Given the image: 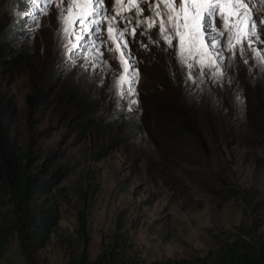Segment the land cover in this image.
<instances>
[{
	"label": "rangeland",
	"instance_id": "1",
	"mask_svg": "<svg viewBox=\"0 0 264 264\" xmlns=\"http://www.w3.org/2000/svg\"><path fill=\"white\" fill-rule=\"evenodd\" d=\"M2 2L0 37L9 36L15 60L0 73V91L14 102V137L29 149V168L45 166L48 172L56 168L64 172L49 191L58 220L35 251L34 264H67L82 255L91 262L109 249L125 263L194 259L215 252L236 236L248 241L264 237V70L246 42L247 64L238 51L234 57L224 51L231 58L224 62L228 75L222 85L202 78L209 86L207 103L213 106L212 124L202 131L207 152L203 154L194 139L172 140L154 130L137 134L139 122L128 111L134 110L129 102L141 92L162 100V72L168 62L178 67L177 75L189 71L177 62V49L159 36V18L148 35H140L138 28L135 37H126L133 69L140 75L138 82L130 84L133 69L124 73L120 90L134 87L136 95L121 99L115 86L121 66L105 47L101 51L109 69L68 65L57 35L55 5L32 31L33 20L23 15L31 8L28 0ZM257 3L259 8L254 10L264 16V3ZM106 5L111 10L113 0H106ZM73 7L76 13L69 21L83 17L91 6ZM141 7L145 15L151 14L147 3ZM160 7L179 24L187 21L180 28L182 41L173 32L172 43L182 47L185 55L191 52L188 63L195 64L198 75L196 61L206 58L207 48L199 34V17L185 9L198 11L206 6H181L179 13L171 11L172 6ZM234 8L245 12L240 5H217L215 22L224 26L222 11L230 22L232 43L239 49L247 15L238 20ZM123 14L135 15V6H125ZM227 35L217 37L221 44H227ZM102 36L113 44L107 31ZM191 88L194 91L195 84ZM238 91L244 98L241 105L235 101ZM27 97L33 101L30 112ZM7 239L0 264H25L16 236Z\"/></svg>",
	"mask_w": 264,
	"mask_h": 264
},
{
	"label": "trees",
	"instance_id": "2",
	"mask_svg": "<svg viewBox=\"0 0 264 264\" xmlns=\"http://www.w3.org/2000/svg\"><path fill=\"white\" fill-rule=\"evenodd\" d=\"M2 3L0 0V13ZM7 37H0V73L9 70L15 60ZM168 63L162 72V100L155 101L156 96L146 92L139 93L136 99L138 104L134 105L133 113L139 125L135 130L139 135L154 130L172 140L194 139L206 154V137L202 131L213 121L212 105L207 103L206 96L208 83L204 80L203 84H195L193 91L192 81L185 84V72L175 74L178 67ZM26 104L30 112L33 106L30 97L26 98ZM15 118L13 99L0 91V255L8 242L7 236H16L25 264H34L35 251L44 245L58 220V210L49 201V191L64 172L59 168L48 172L45 166L29 168V149L14 137ZM67 264L143 263H125L109 249L91 262L82 255ZM148 264H264V237L248 241L236 236L202 257L155 260Z\"/></svg>",
	"mask_w": 264,
	"mask_h": 264
},
{
	"label": "snow or ice",
	"instance_id": "3",
	"mask_svg": "<svg viewBox=\"0 0 264 264\" xmlns=\"http://www.w3.org/2000/svg\"><path fill=\"white\" fill-rule=\"evenodd\" d=\"M31 8L24 12L23 15L30 17L35 28L32 31L38 29L40 25V18L46 16L50 12V8L55 5L57 8V20L59 29L57 35L60 37V46L63 49L62 55L67 58L68 65L79 66L88 70L101 68L109 69L110 64L108 60L103 59L104 52L101 51V47H105L108 52L113 53V58L117 59L121 66V72L117 74L115 86L117 88V95L123 99L126 95H136L134 87L127 89L126 91L120 90V86L125 82L124 73H129V69H133L129 56V42L126 39L127 35L133 37L137 34V29L140 28V35H148L150 29L156 26V19H160L159 36L163 38L169 45L176 51L177 62L181 69L185 67L189 70L186 75L185 84L188 81H192L193 84L199 85L204 83V79H211L216 84L223 83V79L228 75L225 66V60L231 57H225L224 51L228 50L234 57L238 51L244 63H248V57L245 56V46L247 43L248 48L254 53V59L258 65L262 66L264 70V48L259 45H264V16H258V12L254 9L259 8L257 0H113L112 9L109 10L106 5V0H28ZM147 3V11L151 12L150 15H145L146 9L141 7L142 4ZM264 3V0H261ZM172 6L171 11L179 13L181 6L186 5H201L206 6L198 11H192L191 9H185L191 12L193 17H199V34L203 37L205 46L207 48L206 58L201 57L196 61V64L200 65V71L197 75L193 70L195 68L194 63H188V59L192 56L191 52L188 55L184 54L182 47L177 48L172 43L175 36H181L183 39L180 28L187 25H181L178 23V19L165 11L160 5ZM240 5L244 7L245 12L240 14L239 9L234 8L233 11L238 13L237 19H243L247 15L245 21L244 35L238 38L240 44L239 49L232 43V29L228 27L229 20L223 16L221 11V20L223 21V27L216 25V6L217 5ZM74 5H89L91 6L87 13L83 16H76L75 19L69 21V16L76 13ZM127 5L135 6V15H124V7ZM132 11L131 8L128 9ZM39 13V15H37ZM202 13V14H201ZM77 20L79 21L77 23ZM134 22V23H133ZM71 24V28L69 27ZM121 24L124 26L121 27ZM146 25V27H142ZM171 27V31L169 28ZM107 31L109 40L113 41V44H108L103 39L102 33ZM175 32V36L173 35ZM227 35V44H221L218 36ZM191 39L195 40L196 35L190 34ZM150 42L158 43V41L152 40L149 37ZM142 47L147 45L142 44ZM94 50V51H93ZM83 63H79L80 61ZM139 70L133 69L129 73L128 82L136 83L139 80ZM102 82V81H101ZM228 83H231V77H228ZM243 95L239 91L235 95V101L238 105L243 104ZM131 105L138 104L136 99H132L129 102ZM128 111H133L129 107Z\"/></svg>",
	"mask_w": 264,
	"mask_h": 264
}]
</instances>
